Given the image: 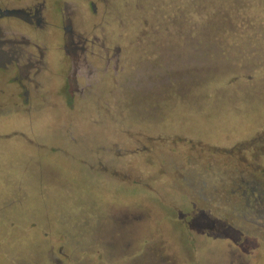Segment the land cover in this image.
Masks as SVG:
<instances>
[{
  "label": "rangeland",
  "instance_id": "374dc122",
  "mask_svg": "<svg viewBox=\"0 0 264 264\" xmlns=\"http://www.w3.org/2000/svg\"><path fill=\"white\" fill-rule=\"evenodd\" d=\"M101 15L71 103L57 28L20 26L51 53L46 102L0 117V264H264V0Z\"/></svg>",
  "mask_w": 264,
  "mask_h": 264
},
{
  "label": "flooded vegetation",
  "instance_id": "af4514ba",
  "mask_svg": "<svg viewBox=\"0 0 264 264\" xmlns=\"http://www.w3.org/2000/svg\"><path fill=\"white\" fill-rule=\"evenodd\" d=\"M107 2L0 0V117L28 108L31 103H45L47 98L44 72L51 52H46L39 41L31 39L20 26H26L33 33L44 31L50 24L55 26L60 34L57 49L65 60L61 62L65 66L66 101L71 103L92 95L88 88L91 86L88 79L93 73L90 63L101 58L108 64L110 49L95 38L90 29L97 25L94 20L102 16ZM52 8L55 20L49 19ZM81 80L85 81L82 85Z\"/></svg>",
  "mask_w": 264,
  "mask_h": 264
},
{
  "label": "trees",
  "instance_id": "16d2710c",
  "mask_svg": "<svg viewBox=\"0 0 264 264\" xmlns=\"http://www.w3.org/2000/svg\"><path fill=\"white\" fill-rule=\"evenodd\" d=\"M198 147H201L200 145H197Z\"/></svg>",
  "mask_w": 264,
  "mask_h": 264
}]
</instances>
